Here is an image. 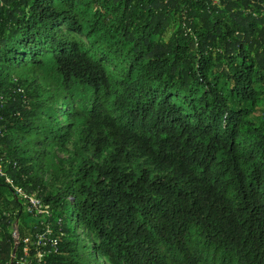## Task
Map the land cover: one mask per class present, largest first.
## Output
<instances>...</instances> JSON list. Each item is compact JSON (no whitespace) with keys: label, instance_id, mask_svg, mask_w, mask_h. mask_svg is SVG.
Returning <instances> with one entry per match:
<instances>
[{"label":"trees","instance_id":"16d2710c","mask_svg":"<svg viewBox=\"0 0 264 264\" xmlns=\"http://www.w3.org/2000/svg\"><path fill=\"white\" fill-rule=\"evenodd\" d=\"M259 109L264 0H0V264H264Z\"/></svg>","mask_w":264,"mask_h":264},{"label":"rangeland","instance_id":"374dc122","mask_svg":"<svg viewBox=\"0 0 264 264\" xmlns=\"http://www.w3.org/2000/svg\"><path fill=\"white\" fill-rule=\"evenodd\" d=\"M65 32H67V31H65ZM252 119L257 125H260L262 123V121H264V114H262L260 109L256 110L252 114ZM72 150H73V146L70 143L69 144V151H72ZM56 152L61 159H64L66 161H68L69 158L71 157L70 153L67 151H60L59 149H57ZM69 167H70L69 163L66 164L65 168L69 169ZM44 177H45V179L51 180L52 184L59 187V188H63L65 185L64 177L62 174L58 175V174H52V173H46L45 172ZM31 197L35 201V203L31 205V210H32L31 213H33L36 218L42 220V223H41L42 226L47 227L45 233L42 234L43 239L46 243H52L53 244L54 243V239L52 237L53 230H52L51 226L45 222L46 219L49 216H51L50 205L46 204L44 202V200L38 196L37 193L31 194ZM54 209H55L54 211L56 213H59V214L63 211V209L60 205L55 206ZM77 232L79 235H82V230L78 229ZM87 257H89L91 259V254H88ZM92 264H109V263L107 262V260H105L103 258L102 259L98 258Z\"/></svg>","mask_w":264,"mask_h":264},{"label":"built area","instance_id":"2783aa9c","mask_svg":"<svg viewBox=\"0 0 264 264\" xmlns=\"http://www.w3.org/2000/svg\"><path fill=\"white\" fill-rule=\"evenodd\" d=\"M0 176L1 177H7L3 171V168L0 166ZM6 181L9 185L12 186V188L15 190L16 196L18 199L22 200L23 204H24V208L26 209L27 212H32L31 210V205L35 203L34 199L28 195L21 187L17 186L15 181L12 178L7 177ZM14 238L16 240V243L19 244L20 243V234H19V230L18 227L15 228L14 231ZM25 243H29V240H26ZM46 242L43 239V236H39V241H38V245L40 246H46ZM25 256H29V248H25L24 250ZM46 251H40L38 258L40 261H42V259L44 257H46ZM25 262H27V260H24Z\"/></svg>","mask_w":264,"mask_h":264},{"label":"water","instance_id":"95a60500","mask_svg":"<svg viewBox=\"0 0 264 264\" xmlns=\"http://www.w3.org/2000/svg\"><path fill=\"white\" fill-rule=\"evenodd\" d=\"M16 255V251H15V253H14V256Z\"/></svg>","mask_w":264,"mask_h":264}]
</instances>
